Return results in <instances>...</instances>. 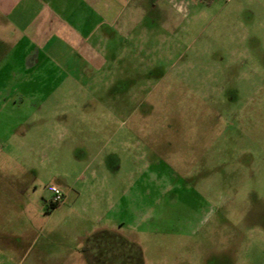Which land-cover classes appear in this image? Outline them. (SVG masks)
Instances as JSON below:
<instances>
[{"label":"rangeland","instance_id":"374dc122","mask_svg":"<svg viewBox=\"0 0 264 264\" xmlns=\"http://www.w3.org/2000/svg\"><path fill=\"white\" fill-rule=\"evenodd\" d=\"M192 2H128V31L83 33L97 59L68 27L39 63L0 30V264L82 234L74 264H139L132 243L142 264H264V0Z\"/></svg>","mask_w":264,"mask_h":264},{"label":"crops","instance_id":"0c3cea01","mask_svg":"<svg viewBox=\"0 0 264 264\" xmlns=\"http://www.w3.org/2000/svg\"><path fill=\"white\" fill-rule=\"evenodd\" d=\"M130 1L133 0H0V26L3 23L0 30L2 32L5 30L6 33H13L15 35L12 41L13 46L8 48L19 49V46L22 47L21 44L27 41V46L24 45L26 46L24 54H28L29 50L34 48L37 54L36 60L39 63L41 61L42 45H39L38 42L43 43L44 36L47 33L53 32L54 26H56V32L62 30V27H68L73 30L74 34L77 32L81 35L78 40L83 44L82 47H85L89 53V57L97 59L99 57V51L97 49L94 50L95 47L88 44L91 38L90 35L84 38L82 36L83 33L87 28V32L95 33L100 28H114L117 25L120 26V31H128V28L131 27L129 20L122 19V17ZM162 1L164 7L167 5L166 8L177 11L178 13L192 11V9L185 10L184 6L180 4V0H178L179 2L177 0ZM176 1L178 2L177 4ZM188 1L189 5H192L193 0ZM193 8H195L194 4ZM135 9H132L130 12L131 19L133 18ZM110 10H114L115 12L111 16L109 15ZM99 39H102V41L108 40L106 33L102 32L99 35ZM5 41V39L0 37V44L6 43ZM24 46L23 48H25ZM12 53L16 52L13 51L5 54L0 64L8 62L7 60L10 59ZM102 54L104 56V53ZM16 72L17 74L19 73L18 71ZM90 240L91 234L77 235L73 240L66 237L63 240L64 242L79 241L83 247L78 245L73 250L67 246L61 254H52L47 250L41 249L38 254V260H36L39 264H74L71 256L76 251L81 255L84 249L89 250Z\"/></svg>","mask_w":264,"mask_h":264},{"label":"flooded vegetation","instance_id":"af4514ba","mask_svg":"<svg viewBox=\"0 0 264 264\" xmlns=\"http://www.w3.org/2000/svg\"><path fill=\"white\" fill-rule=\"evenodd\" d=\"M156 69H160V68H156ZM164 71H165V69H163L162 71L161 70H158L157 72H156V79H153V80H155L154 82H156V85H157V87H156V85H155V90L156 89H158L161 85L163 86L164 84H163V75H164ZM147 78L149 79V80H152V79H150V76H149V74L147 75ZM142 80L140 79V82H141ZM146 102V101H145ZM142 103H143V101H142ZM147 103V102H146ZM149 113H152L153 112V107H152V105L150 106V109H149V111H148ZM141 129V128H140ZM154 133V132H153ZM156 136V135H155ZM154 135H151L150 137H148L147 139H152V141H150V144L151 145H153L154 143H156V141H157V136L155 137ZM154 148H152V150H153ZM152 163H154V161L152 162ZM155 163L156 164H159L160 162L157 160V159H155ZM152 173H154V172H152Z\"/></svg>","mask_w":264,"mask_h":264},{"label":"trees","instance_id":"16d2710c","mask_svg":"<svg viewBox=\"0 0 264 264\" xmlns=\"http://www.w3.org/2000/svg\"><path fill=\"white\" fill-rule=\"evenodd\" d=\"M59 203H53V202H50V205H51V207H56L57 205H58ZM131 247H132V249H133V253L135 254V257H138L139 258V260H141L142 261V252H141V249L135 244V243H132V244H129ZM141 261H140V263H141ZM139 263V264H140ZM142 264V263H141Z\"/></svg>","mask_w":264,"mask_h":264},{"label":"built area","instance_id":"2783aa9c","mask_svg":"<svg viewBox=\"0 0 264 264\" xmlns=\"http://www.w3.org/2000/svg\"><path fill=\"white\" fill-rule=\"evenodd\" d=\"M62 200H63V194H62L61 190L56 188L54 190L53 199L51 200V202L60 203V202H62Z\"/></svg>","mask_w":264,"mask_h":264}]
</instances>
